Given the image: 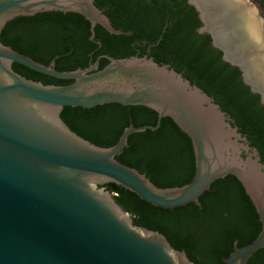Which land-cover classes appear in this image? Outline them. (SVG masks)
Returning a JSON list of instances; mask_svg holds the SVG:
<instances>
[{
    "label": "water",
    "instance_id": "1",
    "mask_svg": "<svg viewBox=\"0 0 264 264\" xmlns=\"http://www.w3.org/2000/svg\"><path fill=\"white\" fill-rule=\"evenodd\" d=\"M222 60L240 72L264 106V20L250 0H188ZM62 11L81 14L94 28L116 29L95 0H0V264H195L166 236L135 226L105 188L113 183L151 205L174 210L211 185L235 176L254 204L261 231L250 244L224 258L248 264L264 249V163L256 147L233 126L215 99L167 64L152 57H102L88 68L56 70L1 41L6 24L21 16ZM163 28L157 46L165 32ZM17 63L66 85L44 84L16 72ZM118 103L158 113L155 126H127L118 142L100 147L79 136L61 117L65 107L92 109ZM170 117L192 141L195 174L183 186L159 187L116 159L133 133L160 128Z\"/></svg>",
    "mask_w": 264,
    "mask_h": 264
},
{
    "label": "trees",
    "instance_id": "2",
    "mask_svg": "<svg viewBox=\"0 0 264 264\" xmlns=\"http://www.w3.org/2000/svg\"><path fill=\"white\" fill-rule=\"evenodd\" d=\"M264 17V0H255ZM112 25L129 34L115 35L102 26L94 28L81 14L50 11L21 16L8 22L1 41L45 65L56 58V70L88 68L102 57L128 58L148 55L167 64L212 96L232 119L233 126L256 147L264 163V106L259 95L244 85L237 68L222 60L208 35L198 33L201 22L188 0H95ZM163 28L160 43H156ZM16 72L44 84L66 85L72 81L37 73L17 63ZM61 117L79 136L100 147L114 146L124 129L133 125L155 126L158 113L145 106L110 103L92 109L65 107ZM116 159L145 174L159 187L190 183L195 174L192 141L176 123L165 117L159 129L133 133L129 147ZM116 202L128 212L135 226L162 233L170 244L184 250L195 264H225L224 258L250 244L261 231L254 204L233 175L219 179L199 199L174 210L158 208L116 184L105 185ZM248 264H264V249Z\"/></svg>",
    "mask_w": 264,
    "mask_h": 264
},
{
    "label": "rangeland",
    "instance_id": "3",
    "mask_svg": "<svg viewBox=\"0 0 264 264\" xmlns=\"http://www.w3.org/2000/svg\"><path fill=\"white\" fill-rule=\"evenodd\" d=\"M250 1L256 5V7H257L258 10H259L260 16H261V17L263 18V20H264L263 12H262V9H261L260 5L258 4V2L255 1V0H250Z\"/></svg>",
    "mask_w": 264,
    "mask_h": 264
}]
</instances>
